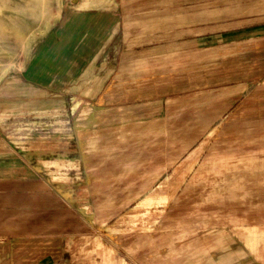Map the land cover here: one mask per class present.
<instances>
[{"label": "rangeland", "instance_id": "1", "mask_svg": "<svg viewBox=\"0 0 264 264\" xmlns=\"http://www.w3.org/2000/svg\"><path fill=\"white\" fill-rule=\"evenodd\" d=\"M43 1L33 22L36 0H0V259L12 264L23 248L34 264H237L241 256L264 264V41L224 54L203 42L198 57L138 61L126 72L129 49L160 44H148L159 35L144 20L175 0ZM111 5H119V24L101 14ZM107 61L121 66L101 74ZM153 119L157 130L136 127ZM186 125L195 137L180 159L162 160L168 168L149 197L125 202L128 168L159 155ZM205 140L243 152L227 180L234 182L228 205L238 206L242 191L241 209L181 224L169 213L176 198L209 177L204 158L221 157L204 152L187 170L186 156ZM36 192L49 194V205L32 204Z\"/></svg>", "mask_w": 264, "mask_h": 264}, {"label": "crops", "instance_id": "2", "mask_svg": "<svg viewBox=\"0 0 264 264\" xmlns=\"http://www.w3.org/2000/svg\"><path fill=\"white\" fill-rule=\"evenodd\" d=\"M214 3V0H175L171 1L170 4L162 3V14H159V16L155 17L150 16L147 20H144V23L146 24L145 26H147L149 30L152 26L155 27L154 31L151 34L156 33L159 35V39H155V42L148 41V44L156 42H159L160 44L152 46L143 45L139 48L133 47L132 49H129L126 52V72H128L132 68H130L129 66L130 63L135 64V62L138 61H149L153 58H164L172 55H176L178 56V58H181L182 53L184 52H190L187 58L198 57V50L200 49V47H204L200 46V43L203 42L207 43L205 46L206 48H213L215 46L222 45V53L224 54L229 51L225 50L228 47L235 48L233 51H240L241 49L236 47H239L242 44L241 42H244L248 39L264 41V3L241 2V0L232 3L230 0H223V5L221 7H214ZM118 6L119 5H111V7L107 9L104 8L103 11H101V14L110 16L111 24H119V16L117 12L119 9ZM250 9H252L251 12H254L253 10H255V12L253 14L251 12H248V10ZM93 24L103 25L105 26L106 30L110 29V25L103 23L102 21H94ZM257 57L260 58L261 55H256V58ZM79 59L80 57H78V59L73 58L72 62H74V64H80L81 60ZM240 62L241 61L239 60V63ZM161 63H164V61H162ZM89 64H92V62H89ZM118 66H121V64L116 63V65L113 67L117 69ZM113 67L110 66V62L107 61V63L101 70V74H107V72H110L112 74L115 71ZM102 83L103 82H99L97 87L98 89L102 85ZM193 83L195 85L198 84L196 83V81H193ZM193 83L190 85V89L197 87H193ZM116 84L118 83H114V88L111 89L112 91L116 88ZM176 88L177 90L183 89V84H180ZM163 90L164 89H162V86H160L159 91L161 96L164 95ZM107 98L108 97H106V99ZM103 118L107 117L103 116ZM107 126L108 124L105 119L101 128L102 139L108 138L106 132ZM187 137H192L191 143L194 141L195 136L192 132L191 135ZM214 144H207L205 140L204 143L195 147L184 160V163H187V170L193 171L195 169L196 163H198L202 159V155L204 152L207 153V157L212 151H215L221 156L211 164L208 163V158H204L202 160V166L208 168L207 171L209 177L200 182L197 186L203 185L205 183H207L208 185L213 181L217 182L218 184H225L230 186L232 183H234L228 182L238 173H232V171L230 172V170L234 168L231 166V162H233V159L236 155H239L243 152H230L229 150H227L226 144L217 143V146ZM189 145L185 147L182 146L181 148H176L173 159L174 164L180 159ZM260 154L261 153L259 149L252 152V155ZM2 166L3 165H1L0 163V175L1 172H3L1 171ZM174 170L175 173H177L181 170V167L177 166L174 168ZM195 174H200L199 170H197ZM218 174H223V176H225V180L223 179L222 181H218ZM124 185L125 187H127L126 192L128 193V186L126 182L124 183ZM237 192L238 193L236 194V196H238L237 200L239 201V207L241 209L242 201L240 200L239 196L242 195L243 192L238 190ZM35 194L36 195H33V199L31 200L32 204L36 205V207H40L45 203L49 205V194H45L43 192H36ZM22 200L24 202L27 199ZM204 226L207 227L208 225ZM236 244L237 243L235 241H232L230 243V246L232 248H235ZM22 251L23 252L19 253L16 252V260L14 259L11 263L34 264L33 262H31L33 257L26 255L27 253H25V249L22 248ZM218 256L219 255L214 254L213 258L216 259V257ZM246 259V256H241L233 260L234 263L237 264H246L248 263ZM0 264H6L5 260L0 259Z\"/></svg>", "mask_w": 264, "mask_h": 264}, {"label": "bare ground", "instance_id": "3", "mask_svg": "<svg viewBox=\"0 0 264 264\" xmlns=\"http://www.w3.org/2000/svg\"><path fill=\"white\" fill-rule=\"evenodd\" d=\"M44 5L45 3L43 0H36L32 8L34 13L33 22L39 19V14L42 11ZM155 123L156 120L153 119L141 124L139 123V126H136L137 124L134 125L137 128L142 127L141 131L146 133L150 131L151 128L156 130L158 129L157 127H155L156 126ZM184 127L183 129H180V131H177L178 137H180V139L173 138V140L165 139L163 141L162 149L158 151L159 155L150 157L151 155L148 153L150 156L148 155L144 156L142 158L141 163H137L136 165L130 166V168H128L129 169L128 174H130V176L128 177L129 180L126 182V184L128 186L127 195L129 197H127L125 202L130 203L135 199H138L145 195L146 197L150 196V192L147 193L146 191L151 189V187L158 181L162 173L165 172L168 168L166 164L165 165L163 164L162 166V160H166L168 156L173 158L176 148L182 147V144H179L177 141H181L182 143L186 141L185 146L189 145L192 141V137H187L191 135V132L188 131V125ZM214 145L217 146V143ZM231 187L234 190V186L232 185L230 186L225 184H218L217 182L213 181L210 182V184L208 185L207 183H205L203 185L197 186L196 189H193L195 187H193L189 191L185 189L184 192H182V194L178 198H176V203L174 205V208L171 209L169 213L172 212L173 214L180 215L181 218L179 223L181 224H186V223L188 224L189 222L195 223V221L197 222V220L199 219H201L203 222L212 214L223 213L226 211H228V213L231 211V213L235 215V212H238L240 207L238 205L232 208L228 205L230 203L229 197L232 196ZM140 194L143 195L139 196ZM188 201L192 203L196 202V204L189 206ZM218 201L224 202L223 207L221 208L218 207V205L216 204L218 203ZM125 205L126 203L122 206L124 207ZM189 212L195 215H189ZM189 216H194V217H191L189 219L188 218ZM203 225L206 224L204 223ZM207 225L209 226V224Z\"/></svg>", "mask_w": 264, "mask_h": 264}]
</instances>
